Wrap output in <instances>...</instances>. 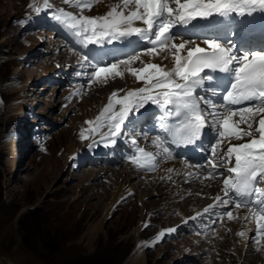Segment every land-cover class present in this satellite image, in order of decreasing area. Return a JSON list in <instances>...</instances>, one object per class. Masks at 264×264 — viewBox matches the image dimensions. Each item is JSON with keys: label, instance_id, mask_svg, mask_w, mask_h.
I'll list each match as a JSON object with an SVG mask.
<instances>
[{"label": "rangeland", "instance_id": "rangeland-1", "mask_svg": "<svg viewBox=\"0 0 264 264\" xmlns=\"http://www.w3.org/2000/svg\"><path fill=\"white\" fill-rule=\"evenodd\" d=\"M30 2L0 0V264H264L263 247L244 233L247 222L238 240L232 233H208L211 211L182 225L185 212L192 216L195 209L184 203L194 192L175 199L176 206L166 211L173 193L159 177L149 184L135 182L134 193L128 190L121 198L130 200L117 202L103 219L115 176L125 183L134 169L91 160L74 167V159L63 158L72 141L79 152L89 150L77 142L76 117L95 95L93 89L100 88L102 95L106 89L83 80L72 87L77 54L43 25ZM52 3L68 8L63 0ZM55 41L62 45L57 50ZM80 84L84 90L77 95ZM14 140L20 144L17 156L9 153ZM101 220L96 234H90ZM169 227L176 231L157 240ZM224 231L229 234L230 228Z\"/></svg>", "mask_w": 264, "mask_h": 264}, {"label": "snow or ice", "instance_id": "snow-or-ice-1", "mask_svg": "<svg viewBox=\"0 0 264 264\" xmlns=\"http://www.w3.org/2000/svg\"><path fill=\"white\" fill-rule=\"evenodd\" d=\"M99 2L63 0L65 5L78 9L79 14L56 7L52 0L42 3L31 0L29 3V8L38 17L42 12L51 15L83 49H88L82 56L81 66H91L93 71L77 72V76H86L89 84L123 78L124 70L120 66L131 65L140 59L139 56L105 64L102 59H97L100 53L90 46H101L102 49L105 42L111 44L114 40L134 36L138 39H128L129 45H151L145 49V54L153 57L169 53L173 66L169 69L160 63H146L139 69L127 67L138 81H144V86L128 90L123 96L119 91H113L95 119L86 121L89 127L81 130V139H91L92 144L103 143L104 147L115 145L116 138L122 133L135 130L139 117L148 112L146 106L156 105L164 109L160 127L167 136L165 139L158 137L153 144L171 157V151L165 147L168 137L171 143L196 144L210 117L215 121L220 138L211 149L212 156H217V149L225 139L230 146L220 158V165L215 159L209 163L212 168L231 164L223 179L224 196L233 200L236 209H248L256 220L259 238H264V42L259 48L251 46L257 36L264 41V0H119L102 16L84 15L85 10L91 11ZM180 29L191 35L176 43ZM196 39H200L205 47L197 44ZM90 56L96 61L95 65L91 64ZM168 58L167 55L163 57ZM211 89L223 91L224 94L219 96L222 111H216L211 98L205 99L204 93ZM201 103L210 105V109L201 108ZM141 109L145 111L141 112ZM257 116L261 117L258 121ZM242 124L247 130L241 128ZM93 133L99 136V141L92 139ZM245 137L250 138L249 142L231 144L232 139L239 141ZM131 143L138 153L132 162L140 168L155 170L156 155L139 147L135 139ZM217 175L225 176V173L209 172L205 179H216ZM215 200L227 203L219 195ZM212 207L215 204L209 205ZM226 215L229 220L239 218L233 216L232 211ZM248 218L244 217L245 220ZM175 231V228L161 231L157 240Z\"/></svg>", "mask_w": 264, "mask_h": 264}, {"label": "bare ground", "instance_id": "bare-ground-1", "mask_svg": "<svg viewBox=\"0 0 264 264\" xmlns=\"http://www.w3.org/2000/svg\"><path fill=\"white\" fill-rule=\"evenodd\" d=\"M42 2H43V0H39V3H42ZM118 2H119V0H100L99 3H96L93 6L91 11L85 10L84 11V15H88V16H102L107 11H109L110 7L113 4L118 3ZM66 6H68V5H66ZM65 9L67 11H71V12L79 14L78 9H76L74 7H69L68 6V8H65ZM48 34H50V33H48ZM49 36H51L53 38L55 35L53 33H51V35H49ZM183 39H184L183 37H180L176 41V43H180ZM235 39H236V37H233V40H235ZM262 42H264V41H262L261 38L259 36H257L255 38V40L252 41L251 44H253V47H259ZM55 43H56L55 50H57L58 48H60L62 46L57 41H55ZM55 43H53V44H55ZM196 43L200 44L201 47H205V45H203L201 43L200 39H196ZM191 46L192 45H189V47H191ZM55 50H54V52H55ZM165 55H167L169 57L167 60L163 59V57ZM133 56H139L140 59L132 62L131 65H129V66H125V65H121L120 66L121 70H124L123 78L118 79L119 77H116V78H110L107 81L101 80V81H97V82L91 83L92 85L100 83L106 90L104 91L105 94L102 95V91H101L100 88L93 89L95 95H93L91 98H89L87 100V103L85 105L86 107L85 108L83 107L81 109V111L79 112V114L77 115L76 123H75V127L74 128L78 132V135H77L78 137H76L78 139L77 142L81 141V142H79V144H82L84 146L85 145L89 146L90 144H92V140L91 139H81V136H80L81 130L87 129L89 127L86 124V121L95 119V117L102 111V109L109 102V97H110V95H111V93L113 91H119V95L123 96L125 94V92H127L128 90L137 89V88H140V87L144 86V81H138L136 79V77L132 76L126 70L127 67L139 69V68H143L146 63H160L162 65H167V67L169 69L173 66V60H172V57H171V55L169 53H161L159 56L153 57V56L146 55L145 52H138V53L134 54ZM65 57H67V55H61V58L65 59ZM17 89H20V88H17ZM17 89L15 88L14 91H16ZM18 91H20V90L16 91L17 94H19ZM20 96H21V94H20ZM256 118H257L256 121H258L261 117L258 116ZM76 126H77V129H76ZM256 126L257 125L254 123L253 124V128H255ZM244 129H246V128H244ZM105 131H106V129H105ZM122 135H123V133L121 134V136ZM92 139H95V140L99 141L100 138H99V136L97 134L93 133L92 134ZM119 139L123 140L124 137H122V138L121 137H117L116 138V140H117L116 144L115 145H110L109 147H104L103 143L92 144L91 147L89 146V150L88 151L86 150L84 152H79L78 151L79 150V146L77 145V143L75 141L69 142L68 145H66V146L64 145L65 147L63 148V151H62L63 158L68 159V160H70V158H71V161H73V159H74L76 162H80V161H83L84 159H86L87 157H89V153H91V151L93 149H97L99 147H102L105 150L115 151L117 149V146L119 147V145H118V140ZM249 140H247V141L244 140L241 143H247V142H249ZM241 143L240 142L238 143V142H235V141L231 142L232 145H237V144H241ZM19 145L20 144L18 142H15V140L12 141L10 149H9L10 155H14L15 154V156H17V150H18V146ZM225 145L228 148L230 146L229 141H227ZM81 149H83V147ZM169 158H171V157H169ZM100 159L103 160V159H105V157L103 155H101V157L95 158V160H100ZM121 161L116 160L117 164H120V163L124 164L123 168H129L130 167L131 170H132V167H131L130 164H128V163H126L124 161H122V162ZM160 162H161V164H159V170L157 172H155V173H152V174H145L143 180L142 179L139 180L141 178L140 176L142 175V173H140L138 171H135V170H132V171L130 170L131 171L130 174H132V173L133 174L132 175H128L129 179L127 177V180H126L125 183H120V179H121L120 177H122L121 175L115 176L116 183L114 184V187H113L112 191H110V193L112 194V202H111L110 205H108L104 209V212L102 213L103 219H106V218H108L111 215V213L113 212V209H114L115 205L117 204V202H119L121 200L120 203H122L123 201L128 199L127 198L128 196L125 197L124 199H121L128 190L132 191V192L130 191L131 194L134 193L133 190L136 187L134 185L135 182H138V184L140 183L141 185H142V182L149 184V182H155L156 179H158V177H159L160 182H162L164 180H166L168 182V184H169V186H168L169 187V192L173 193L172 196L174 198V201H175V199H178V198H180V197H182V196H184L186 194H190L191 195L192 194L191 192H194L191 195V197L189 199L187 198V200L184 203L185 204L189 203L188 207L191 208V206H194L195 209L192 210L193 211L192 216L189 213L185 212V215H183L184 219H183L182 225H184V226L191 225L192 223H194V221L196 219L200 221L201 220L200 219L201 216L204 215V214H201V212L204 209L201 207V205H198L199 203L196 202L197 200H194V199L197 198L199 200H204L203 205H205V207H206V203L208 202L207 203L208 204L207 209H208V212L211 211L210 213L212 214V215H210V219L207 222V224H209V229H208L209 232L208 233L210 235H212L213 237H214V235L220 237L222 235L223 236H230V234L232 233L233 239L236 238L238 240L239 237H240L239 233H242L245 230L244 229L245 227H243L242 224H243V222H247L248 223L247 224V226H248L247 229H249V230H248V232L246 230V232H244V233H247L249 237H252V238L255 237V234H254L253 229H252V225H253V223H255V220L252 217V215L249 213L247 208H240V209H236L235 207L226 208L223 211V215H221V216H218V214L216 215V210L220 208V205L216 202L215 198H216L217 195H219V196L221 195V186H220V183L216 179H205V177L208 176L207 172L205 173L204 170H200L199 172H201V173L204 172V175H203V177L199 178V184H198L197 188L193 187L191 189V186H189V184L191 182H194L195 178H197V176H198V174H193V171L195 170V168H193L191 166H188L187 163L183 162L180 159H174V161H172V162H168V161L163 162L162 160H160ZM121 167H122V165H121ZM169 169H171L172 171H169ZM124 172H122V173H124ZM117 173H119V172H117ZM188 173H192L193 175L189 176ZM169 177H171V179H169ZM262 186H264V185H262ZM154 191H156V190H154ZM203 191H206V194L205 193L203 194ZM128 200H130V199H128ZM192 200H194V201H192ZM174 201H171V206H169L170 209L167 207L164 210L171 211L173 209V206L174 205L176 206V204H175L176 201L175 202ZM177 204L179 206L180 202L179 203L177 202ZM213 204H215V207L209 208V205H213ZM189 208H187V209H189ZM199 208L201 209L200 211H199ZM228 211H232L233 216H238L239 218L238 219L229 220L227 215H226V213ZM197 213H200V215H197ZM245 216H248L249 218L247 220H245L244 219ZM192 217H195V219H192ZM186 220H188V221H187V223L184 224V222H186ZM101 225H102V220L97 225H94L92 227V230H91L90 234L95 235L96 232H94V231H97L98 228L101 227ZM216 226H219V228L216 229L215 228ZM169 228H172V227H169ZM224 228L225 229L230 228L229 234L225 233ZM210 239H211V237H210ZM148 244L149 243L141 244L139 249L142 251L143 248H144V245H148ZM257 245L258 246L261 245L263 247L262 250L264 251V238H262V240L259 241V243ZM258 246H256V247H258ZM263 255H264V252H263Z\"/></svg>", "mask_w": 264, "mask_h": 264}, {"label": "water", "instance_id": "water-1", "mask_svg": "<svg viewBox=\"0 0 264 264\" xmlns=\"http://www.w3.org/2000/svg\"><path fill=\"white\" fill-rule=\"evenodd\" d=\"M8 263V262H7Z\"/></svg>", "mask_w": 264, "mask_h": 264}]
</instances>
